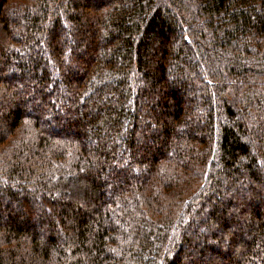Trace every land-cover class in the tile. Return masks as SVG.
I'll use <instances>...</instances> for the list:
<instances>
[{"label":"trees","instance_id":"obj_1","mask_svg":"<svg viewBox=\"0 0 264 264\" xmlns=\"http://www.w3.org/2000/svg\"><path fill=\"white\" fill-rule=\"evenodd\" d=\"M0 264H264V0H0Z\"/></svg>","mask_w":264,"mask_h":264},{"label":"rangeland","instance_id":"obj_2","mask_svg":"<svg viewBox=\"0 0 264 264\" xmlns=\"http://www.w3.org/2000/svg\"><path fill=\"white\" fill-rule=\"evenodd\" d=\"M212 229H213V227H210V230H208V231H211ZM206 233H208V232H206ZM226 250H229V247H227ZM191 259H193V261H194V260H195V261H198V257H197L196 254H193V256H192Z\"/></svg>","mask_w":264,"mask_h":264}]
</instances>
